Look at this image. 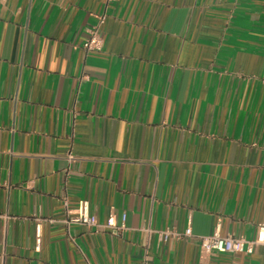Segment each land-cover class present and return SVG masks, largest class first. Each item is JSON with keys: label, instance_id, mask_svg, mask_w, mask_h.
I'll list each match as a JSON object with an SVG mask.
<instances>
[{"label": "crops", "instance_id": "crops-1", "mask_svg": "<svg viewBox=\"0 0 264 264\" xmlns=\"http://www.w3.org/2000/svg\"><path fill=\"white\" fill-rule=\"evenodd\" d=\"M0 264H264V0H0Z\"/></svg>", "mask_w": 264, "mask_h": 264}, {"label": "built area", "instance_id": "built-area-1", "mask_svg": "<svg viewBox=\"0 0 264 264\" xmlns=\"http://www.w3.org/2000/svg\"><path fill=\"white\" fill-rule=\"evenodd\" d=\"M112 1V0H108ZM105 15L100 17V23L90 29L89 37L84 43V48L87 51H102L104 47V37L101 33V24L104 22ZM69 215L64 220L68 225H84L89 229L101 230V229H115L122 230L125 225H117L114 218H110L107 222L101 223L98 220L96 214L92 213L90 201L83 199L79 202L77 208L74 211H68ZM221 220L219 219L216 231L208 236L202 237L201 247L206 253L213 252H232V253H251L255 247L260 243L261 239L250 240L242 236L234 235H222L220 231ZM190 230L187 234H190ZM170 234H174L170 231H165L163 235L168 237Z\"/></svg>", "mask_w": 264, "mask_h": 264}]
</instances>
